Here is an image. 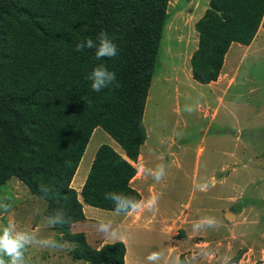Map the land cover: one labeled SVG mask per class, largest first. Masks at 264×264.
Here are the masks:
<instances>
[{"label":"trees","instance_id":"16d2710c","mask_svg":"<svg viewBox=\"0 0 264 264\" xmlns=\"http://www.w3.org/2000/svg\"><path fill=\"white\" fill-rule=\"evenodd\" d=\"M167 2L0 0V187L18 178L46 202L47 217L63 211L66 222L56 229L85 219L70 182L97 127L126 159L108 145L97 149L80 193L84 203L115 211L106 193L141 199L129 182L146 139L143 111ZM263 17L264 0H210L195 24L193 79L215 82L230 46H249ZM102 31L117 45L116 57L96 60L95 49L75 50ZM98 65L115 71L120 86L94 92L88 76ZM64 240L73 244L74 260L124 264L123 242L95 249L82 235ZM178 264H186L183 256Z\"/></svg>","mask_w":264,"mask_h":264},{"label":"rangeland","instance_id":"374dc122","mask_svg":"<svg viewBox=\"0 0 264 264\" xmlns=\"http://www.w3.org/2000/svg\"><path fill=\"white\" fill-rule=\"evenodd\" d=\"M209 1L168 0L166 5L143 111L146 139L134 164L133 186L142 199L137 210L153 222L145 234L131 237L140 264H148L153 252L160 254L155 264H163L169 240L181 247L164 264H178L181 256L186 264L264 262V17L251 44L233 43L215 83L202 85L193 79L191 58L198 47L195 24ZM88 144L81 177L101 145L123 153L101 128ZM158 165L165 167L159 181L152 175ZM31 196L18 178L0 187V203L10 205L8 211L0 209V230L12 223L37 240L64 245L33 243L25 252L29 264H89L76 263L73 244L58 239L48 223L44 200ZM201 221L203 226L194 227ZM212 252L216 257L210 262Z\"/></svg>","mask_w":264,"mask_h":264},{"label":"clouds","instance_id":"9594fccd","mask_svg":"<svg viewBox=\"0 0 264 264\" xmlns=\"http://www.w3.org/2000/svg\"><path fill=\"white\" fill-rule=\"evenodd\" d=\"M85 49H95V59H112L116 57L119 53V49L113 40L109 38L106 31H102L98 34L96 40L87 39L76 44L75 50L77 52H82ZM89 81H91V89L100 93L101 91L108 89L110 87H119V82L117 79V74L115 71L110 70L104 65L96 66L88 76ZM186 111H193L192 108L186 107ZM70 166V165H69ZM154 178L159 181L165 175L164 165H158L156 170L152 173ZM45 193L48 189H42ZM105 198L112 201L115 206V212L117 214H127L130 211H134L139 207L137 201L132 197L125 196L116 192H110L105 194ZM0 209L3 211H8L10 205L6 203H0ZM2 214V212H0ZM66 222L65 214L63 211H58L55 215L48 217V223L50 225L64 224ZM206 223L211 226L212 220L207 219ZM204 221L197 223L194 227L199 228L203 226ZM97 231L102 233L106 237H114L115 230L112 228L111 222L99 221L97 225ZM33 243H37L42 247H56L62 248L64 245L59 242L48 239H39L30 232L18 231L16 226L12 223H8L2 230H0V264H29L26 259L25 252L28 247ZM160 254L153 252L148 257L147 260L150 264H155L158 261ZM7 257L6 261L4 258Z\"/></svg>","mask_w":264,"mask_h":264},{"label":"crops","instance_id":"0c3cea01","mask_svg":"<svg viewBox=\"0 0 264 264\" xmlns=\"http://www.w3.org/2000/svg\"><path fill=\"white\" fill-rule=\"evenodd\" d=\"M212 83H215V82H211L210 84H212ZM97 128H100V127H97ZM97 128L94 129L93 133H95L97 131ZM91 136H90V138H91ZM88 143H89V141H88ZM88 143H87V146H89ZM87 146L84 150V153L80 159L78 167H77V169H76V171L72 177V180L70 182V187L72 189H74L77 193V199L81 204L82 212L84 214L85 219L82 221H79L77 223L72 224L68 229H64V230L56 229L53 227V225L51 228L56 233L58 239H61V240L62 239L64 240V238H67L69 236L82 235L86 239L87 243L92 248H95V249H100L105 244H113L115 242H123L125 245L124 264H132L134 261L138 262L137 264H140L142 257L139 258L140 254H139L138 250H137V252H133L134 251V249H133L134 241L132 240L131 237H132V235L138 234V233L145 234L149 230L148 227L153 222L150 221V217L146 214V212H144L143 210H137L138 208L134 211L128 212L127 214H124V213L117 214L115 211L102 210L99 208L89 206L86 203H84V201L80 195L81 189H82L83 184L87 178V175H88V172L90 170V167H91L92 161L94 159L95 153L98 149V148L95 149V151H93V154L89 157V159L87 161V168H86V170L84 169L85 170L84 174L81 177L80 171H81V166L84 163L85 156L87 153ZM122 152H123V150H122ZM120 155L126 159L124 152ZM134 164L135 163H132L133 166H134ZM135 176L129 182V185L131 188L135 189L138 192L137 188H135V186H133V181L135 179ZM32 196H34V195H32ZM34 197H37V196H34ZM141 200L142 199H140L138 204H140ZM45 209H46V202H45ZM45 209H44V215H45ZM105 218H110V220H106ZM99 221L111 222L112 228L115 230V236L114 237H106L102 233L98 232L97 231V225H98ZM162 224H164V223L162 222ZM157 226L161 227L162 225L159 223V224H157ZM34 228H36V230H37L38 226H35ZM136 243L137 242H135V245H136ZM180 243L181 242H176V241L170 242V240H169V242L167 243L168 245L166 248L167 251H166L165 257L163 256L164 253L161 257V259L164 261V263L169 260L172 253L175 252L176 249H179V247H181ZM226 251L228 252L229 250H226ZM216 253H218V252H216ZM211 256H212V258H210V262L213 259H215L216 254L215 253L213 254V252H212V254H210V257ZM225 257H226V255H225ZM263 258H264V256L261 259H263ZM76 261H77L76 263H78L81 260H76ZM148 264H150V262H148ZM262 264H264V262Z\"/></svg>","mask_w":264,"mask_h":264}]
</instances>
